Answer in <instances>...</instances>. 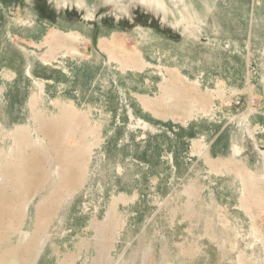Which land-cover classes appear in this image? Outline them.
<instances>
[{"label":"rangeland","instance_id":"374dc122","mask_svg":"<svg viewBox=\"0 0 264 264\" xmlns=\"http://www.w3.org/2000/svg\"><path fill=\"white\" fill-rule=\"evenodd\" d=\"M64 1L0 0V264H264V0H184L195 45L178 0ZM76 30V54L40 57ZM131 55L141 69L115 61ZM172 68L201 89L182 80L164 106ZM220 87L209 112L174 119Z\"/></svg>","mask_w":264,"mask_h":264},{"label":"bare ground","instance_id":"6f19581e","mask_svg":"<svg viewBox=\"0 0 264 264\" xmlns=\"http://www.w3.org/2000/svg\"><path fill=\"white\" fill-rule=\"evenodd\" d=\"M59 2V1H58ZM147 2H149L150 4L151 3H158V4H161L160 3V0H147ZM67 3V0L64 1V4ZM76 3L78 5L82 4V3H85V0H76ZM175 5V7H177V10H178V17L176 16V19H175V23L179 24V25H182L183 29H185L188 33L187 37L189 38L187 41L189 44L191 43H194L195 45V40L198 36V32H201V30L203 28H201L200 30V26H198L196 24V20L197 18L195 17V13L192 9H190V7L187 5V4H184V0H178V1H175L173 2ZM86 5V3H85ZM170 7V6H169ZM157 8V7H156ZM165 8V7H164ZM175 9V8H174ZM85 10V9H84ZM88 7L86 6V11H88ZM89 12V11H88ZM175 13L176 11L174 12L173 10L170 11V14L172 16H175ZM206 14V13H205ZM229 14V13H228ZM166 15V14H165ZM217 16V15H216ZM218 18V17H217ZM166 19V18H165ZM171 19V18H170ZM208 19V18H207ZM172 20V19H171ZM200 20V19H199ZM169 21V20H168ZM198 21V20H197ZM210 21V19L208 20ZM211 22V21H210ZM216 23V22H215ZM203 25V24H202ZM208 25V24H207ZM180 27V26H179ZM212 27V26H211ZM84 28V27H83ZM206 28V27H205ZM210 28V27H208ZM213 28V27H212ZM77 31V30H76ZM143 32V31H142ZM147 33V32H146ZM185 33V32H184ZM202 33V32H201ZM208 33V32H207ZM214 34V33H213ZM150 35V34H149ZM152 36V35H151ZM203 36V35H202ZM88 37L80 32H73V31H70V32H61V31H54L52 32L50 35H49V39L42 43L41 45H45L47 46V49L42 53L40 54V57L43 58V59H51L55 56V54L62 52L64 51L63 53H66V54H70V55H74L78 52V43L81 41L83 42L84 40H86ZM103 38V39H102ZM101 39V46L102 47H105L107 49V52L110 53V55L116 53V50H118L120 47H122L123 43H122V40H121V37L117 36L116 33H111L110 35L108 36H104L102 37ZM212 38V37H211ZM185 40V39H184ZM186 42V43H187ZM197 42V41H196ZM219 42V41H218ZM79 43V44H80ZM211 43V42H210ZM188 44V45H189ZM201 44V43H200ZM207 44V43H206ZM213 44V43H212ZM220 44V43H219ZM184 45V44H183ZM198 45V44H197ZM215 45V44H214ZM44 46V47H45ZM190 46V45H189ZM192 46V45H191ZM200 46V45H199ZM186 48V46H185ZM190 48V47H189ZM195 48V47H194ZM199 48V47H198ZM188 49V48H187ZM208 49H209V43L207 45L204 44L203 48L200 47L199 51L202 50V55L204 59H206V57H209L208 55ZM184 50V49H183ZM197 50V49H196ZM211 50V48H210ZM214 52V51H213ZM190 54V53H189ZM182 55V54H181ZM114 56V55H113ZM190 56V55H189ZM173 58V57H172ZM201 59V58H200ZM144 60V59H143ZM143 60L140 56L138 55H131V56H124L123 58H119L115 56V61L119 63V65L121 66L122 69H129V70H134V69H141L143 67ZM175 60V59H174ZM178 69V68H177ZM175 69V68H172V69H167V74L169 75L170 77V81H171V85H161L162 87V91H161V94L159 95L158 97V101H156V103L158 104H162L164 106H169L170 103L169 102H172L173 101V97H175V94L176 93H181L183 92V86H182V80L185 81V82H188V83H192V84H195L197 87H199L198 83L197 82H190L188 81L187 77L185 76H182L180 74V72ZM136 71V70H135ZM168 81V80H167ZM167 83V82H165ZM160 85V84H159ZM169 88H171V94L168 92ZM200 88V87H199ZM174 89V90H173ZM201 89V88H200ZM227 89V88H226ZM231 90V89H230ZM197 94L196 95H192L191 98L193 100H195V102L198 100V101H201L200 103V107L198 108L197 106L193 107V106H189L187 107L186 109L184 108L181 109L183 112L182 113H177L176 115H174V119H178V120H181V121H186L189 117H193L197 114H202V113H206V112H209L210 111V104L211 103H214V100L216 99H219L220 97L224 96V92L221 87L220 89L216 88V89H211L210 91H202L199 92V89L198 91H196ZM144 100L145 103H148V101H150L151 99L148 98V97H143L142 98ZM36 97L32 100L31 102V107H32V104L35 105L36 102ZM170 100V101H169ZM172 100V101H171ZM35 107V106H34ZM153 107V106H152ZM59 108V107H58ZM72 108V107H71ZM34 109V108H33ZM36 109V108H35ZM37 111V110H36ZM212 111V109H211ZM41 112V111H40ZM39 114L38 112H36V115ZM200 114V115H201ZM35 118V117H34ZM34 121V120H33ZM35 121H37V119H35ZM34 121V122H35ZM36 126V125H35ZM34 131H36L37 129L36 128H33ZM25 130V129H24ZM32 134V133H31ZM30 134H28V136L26 135H20L19 133V130H16L15 132H13L10 136L12 137V139L15 141V143H18L20 141V144L22 143H25V142H31L33 145H37L36 143H40V139L38 138H34V137H37V136H32L31 135L29 136ZM24 138H26L24 140ZM17 140V141H16ZM36 140V141H35ZM34 141V142H32ZM39 145V144H38ZM239 152V149L237 147H234L233 148V154H238ZM4 151H0V154H3ZM11 153V152H10ZM9 153V154H10ZM8 155V153H7ZM24 159V158H23ZM26 159V158H25ZM32 159V158H31ZM35 159V157H34ZM1 162L0 164H4V163H7L8 165V161L10 162V159L9 160H6V159H0ZM34 161V160H33ZM11 163V162H10ZM13 163V161H12ZM35 164V163H34ZM14 165V164H13ZM9 167V166H8ZM10 167H11V164H10ZM13 167V166H12ZM53 168L50 167V171H52ZM56 172V175H58V171H55ZM20 179V178H19ZM60 185V184H59ZM65 192V191H64ZM27 193L24 194V196H29L27 195ZM25 198V197H24ZM27 198V197H26ZM19 199V198H18ZM21 201V200H20ZM22 201H25L22 197ZM27 201V200H26ZM25 203V202H24ZM20 204V203H19ZM27 204V203H26ZM25 205V204H24ZM26 207V205L24 206ZM20 208V207H19ZM25 212V211H24ZM40 220H44V217L42 218H39ZM38 221V220H37ZM20 231V229H19ZM41 231V230H40ZM38 232V231H37ZM42 232V231H41ZM44 233V232H43ZM16 234V233H15ZM19 234V233H18ZM48 233H44V234H35V238H36V243H34V252H35V256H37L45 247V241L48 239V236L47 235ZM26 235V234H25ZM32 236V235H31ZM36 257H34L35 259ZM34 259H31V260H34ZM30 261V260H29Z\"/></svg>","mask_w":264,"mask_h":264}]
</instances>
